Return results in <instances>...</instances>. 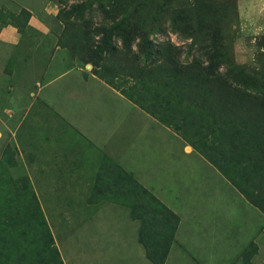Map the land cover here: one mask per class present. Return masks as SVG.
<instances>
[{
  "label": "trees",
  "instance_id": "trees-1",
  "mask_svg": "<svg viewBox=\"0 0 264 264\" xmlns=\"http://www.w3.org/2000/svg\"><path fill=\"white\" fill-rule=\"evenodd\" d=\"M93 2L103 15L97 27L83 18ZM59 16V43L72 58L177 133L264 214V43L256 63L236 60L239 0H91ZM12 18L22 29L31 13ZM168 33L191 40L188 49L156 41ZM186 50L198 55L185 62ZM7 152L0 160V264H65L29 179L12 176L17 163ZM129 182L119 203L140 222L138 240L150 262L165 264L180 217L132 176ZM250 247L245 264L258 249Z\"/></svg>",
  "mask_w": 264,
  "mask_h": 264
},
{
  "label": "crops",
  "instance_id": "crops-1",
  "mask_svg": "<svg viewBox=\"0 0 264 264\" xmlns=\"http://www.w3.org/2000/svg\"><path fill=\"white\" fill-rule=\"evenodd\" d=\"M7 1L14 9L2 5L0 11H16L14 13L18 15L25 9L31 13L28 25H20L22 29L11 21L0 26V53L3 56L0 61V100L7 101L3 112L8 115L7 119L0 118L8 136L2 156L7 155V151L14 156L17 165L10 168L12 176L29 179L45 214L46 210L68 211L57 215L59 222L55 226H64L65 221L69 223L67 226H73L70 221H79L77 218L82 215L79 212L83 210L114 212L118 207H124L130 216V210L119 200H123L121 196L127 192L129 176H132L180 217L175 242L165 263L171 264L173 259H177L179 246L184 249L182 242L186 239L191 241L195 236L193 230L190 231L193 225L186 223L177 208L169 204L175 203L174 199L163 197L168 187L179 185L178 180L174 181L176 177L169 172L164 173L166 165L171 168L173 164L175 169L179 166L175 153L170 151V156L161 153L167 143L171 144L167 135H176L179 148L176 153L182 151L186 157H198L201 163H207L206 167H215L177 133L129 100L131 106L126 109L119 110L117 104L110 107L109 98L123 105H126V98L97 77L91 64L72 58L69 51L61 46L59 40L63 27L53 25L52 16L56 12L52 6L37 10V6L28 5L27 0ZM122 109L129 114H124ZM19 135L16 149H11L12 141ZM147 150L151 151V155ZM98 213L93 218H97ZM84 225L74 226L79 229ZM182 228L183 233L189 235L180 237ZM139 229L140 222L137 233ZM195 230L197 232L196 227ZM206 237L211 243L221 239ZM121 239L124 243L119 248L116 246L111 252L103 254L91 252L88 247L85 259L94 256V261L84 263L138 264L131 259L126 237ZM135 241L137 247L139 245L144 250L141 257L145 259V264H153L147 258L138 236ZM56 243L64 260L57 239ZM76 243L71 242L75 246ZM71 244L67 247L70 248ZM215 248L212 245L209 253L215 252ZM99 259L100 262L97 261ZM74 261L72 257L71 264ZM208 264L213 263L210 260Z\"/></svg>",
  "mask_w": 264,
  "mask_h": 264
},
{
  "label": "rangeland",
  "instance_id": "rangeland-1",
  "mask_svg": "<svg viewBox=\"0 0 264 264\" xmlns=\"http://www.w3.org/2000/svg\"><path fill=\"white\" fill-rule=\"evenodd\" d=\"M83 1L89 3L91 0H27V4L37 6V10L52 6V9L57 14V12L68 11L72 4H78ZM2 5L5 8L14 9L13 5L7 0H0V7ZM239 7L241 22L240 25L238 22L233 27L235 37H238L235 42L236 60L239 63L254 64L256 63L255 59H257V45L261 41L264 43L260 39L264 36V0H239ZM14 12L16 11L12 13L0 11V26L3 23H8V21L14 22V19L10 18L11 14H16ZM56 14L52 16L53 25L63 27L59 13ZM83 18H88L96 27L100 26L103 15L98 4L93 2L85 11ZM155 39L157 42L171 40L174 44L182 46L184 49H188L191 42V40L184 39L174 33L158 35ZM186 54L187 50L183 54L185 62L192 60L193 55H198V52L194 51L191 57H187ZM2 57L0 53V61ZM124 100L126 105L109 98V106L113 108L117 104L119 110L130 107L129 101ZM6 103L7 101L0 100V118L2 120L8 118L6 112H3ZM122 112L129 114L123 109ZM141 116L143 115L141 114ZM0 133L2 134L0 136L1 160L3 158V146L8 140L6 131L1 124ZM175 136L174 133L167 135L171 139L169 141L171 144L167 143L161 153L170 156L171 151L176 154V159L179 160L177 163L179 165L178 169L172 168L173 164L171 168L170 165H166L164 173H171L173 177H176L174 181L178 180L179 185L175 187L174 184L168 187L164 191L166 195L163 197H166V199L170 198V200L174 199L175 203L169 202V204L177 208L186 223L193 225L190 231L193 230V236L195 237L191 241L186 239L182 242L184 249L179 246L180 252H178L177 259H173L171 264H208L210 260L213 264L215 261L216 264H245L244 258L240 254L248 247L251 252L254 251L253 248L250 249L251 242L254 243V241L258 242V244L255 243L258 249L252 258V264H264V214L252 206L215 168L206 167L207 163H201V159L198 157H186L182 151L176 153L179 148L176 145L178 143H176ZM18 141H20V135L12 141L11 149H16ZM148 155H151V151H148ZM15 174L18 175L17 173ZM150 177L152 176L150 175ZM152 179L156 181L155 176ZM67 212L46 210V216L51 225L50 228L64 253L63 257L66 263L71 264L72 257L75 260L74 264L93 263L94 260L92 258L94 256H91L90 259H85L86 256H84L88 247H90L91 252H96L97 254L111 252L116 246L119 248L124 243L121 239L122 236L126 237V241L129 244L133 262L137 261L138 264L146 263L145 259L141 257L144 254V250L139 245L137 247L135 241L138 236L139 222L130 218L129 211L126 208L118 207V210L114 212L100 211L99 213L97 211L83 210L79 212L82 214L80 215L81 218H77L79 221H70L73 226H67V221L63 223L64 226H55L54 224L57 221L59 222L57 215L66 214ZM96 213H98L97 218H93ZM195 219H199L197 223L193 222ZM80 223L85 225L76 229L78 227L74 225ZM180 231V237L189 235L183 233V228ZM206 236H216L221 239L217 243H211ZM117 237H120V239H117ZM71 242L77 245L75 246ZM70 244L71 246L68 248ZM212 245L216 247L215 252L209 253ZM259 250L261 253H258ZM256 255L258 256L256 257ZM198 258L203 261H198ZM97 261L100 262V259ZM147 263L150 264L149 262Z\"/></svg>",
  "mask_w": 264,
  "mask_h": 264
},
{
  "label": "bare ground",
  "instance_id": "bare-ground-1",
  "mask_svg": "<svg viewBox=\"0 0 264 264\" xmlns=\"http://www.w3.org/2000/svg\"><path fill=\"white\" fill-rule=\"evenodd\" d=\"M190 149V148H189Z\"/></svg>",
  "mask_w": 264,
  "mask_h": 264
}]
</instances>
